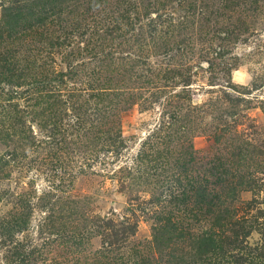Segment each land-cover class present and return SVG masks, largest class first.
I'll list each match as a JSON object with an SVG mask.
<instances>
[{
    "label": "rangeland",
    "instance_id": "374dc122",
    "mask_svg": "<svg viewBox=\"0 0 264 264\" xmlns=\"http://www.w3.org/2000/svg\"><path fill=\"white\" fill-rule=\"evenodd\" d=\"M22 2L0 0V264H264V0Z\"/></svg>",
    "mask_w": 264,
    "mask_h": 264
},
{
    "label": "trees",
    "instance_id": "16d2710c",
    "mask_svg": "<svg viewBox=\"0 0 264 264\" xmlns=\"http://www.w3.org/2000/svg\"><path fill=\"white\" fill-rule=\"evenodd\" d=\"M24 8H25V3H23L22 0H14V5L12 6V9H11V11L13 12L14 18L11 20L15 21V20H18L20 17H22L24 14ZM18 21H20V19ZM186 181H187V184L183 185L184 181L178 180L179 185L182 187V192H181V199L183 200L182 204H185V201L188 200V198H189L188 193L190 191H197V192L202 193V195H203L202 190H204L205 193L208 194V196L211 200L216 199V200L220 201V197L217 195V193H215L211 189L208 181H207V184L205 185V187H200L198 185V186H193L190 189H188V187L191 186V184L194 181H188V180H186ZM228 181H229L228 179H225V180H223L222 183L226 184ZM239 181L241 182L242 179H240ZM198 187H200V188L198 189ZM164 226L168 231H169V229H173L175 227V225L171 226L168 223ZM124 232L125 233L133 232V227H126ZM120 240H123V237ZM116 243H118V242L110 241L109 245L113 246ZM155 249L160 253V255H161L162 251L165 250L163 247H160V246L155 247ZM119 260H121V262ZM124 260H125L124 257H121L120 259H117L116 262H117V264H122ZM125 264H161V261L158 259V257H156V255L153 251V248H152V252H146V254L141 249H137L136 251H134V253L131 256H129L127 258V260L125 261Z\"/></svg>",
    "mask_w": 264,
    "mask_h": 264
}]
</instances>
